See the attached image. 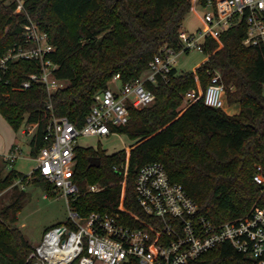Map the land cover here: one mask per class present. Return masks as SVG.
<instances>
[{
	"label": "trees",
	"instance_id": "1",
	"mask_svg": "<svg viewBox=\"0 0 264 264\" xmlns=\"http://www.w3.org/2000/svg\"><path fill=\"white\" fill-rule=\"evenodd\" d=\"M205 5L207 0H200ZM192 0H28L27 13L38 21L56 48L52 56L59 79L67 86L49 96L45 87L27 91L18 87L35 64L11 65L9 84L0 87V114L18 132L24 124H37L31 154L37 158L47 145L50 121L47 105L56 117H66L82 127L94 96L107 90L116 75L122 83L141 77L164 47L178 48L179 33ZM0 0V57L22 39V15ZM244 22L219 38H209L204 53L208 61L195 72L173 69L168 81L158 77L147 88L155 102L131 109L125 126L113 128L133 143L112 155L102 149L76 147L73 182L79 189L70 207L81 216L104 213L133 230H146L157 244L164 223L140 207L135 181L138 170L161 162L170 178L180 183L199 206V214L215 224L246 216L255 204L264 208L261 189L254 182L256 166L264 167V48L244 45ZM216 71L227 87L226 101L240 112L205 105L206 90ZM233 87V89H231ZM195 91V97L187 99ZM99 161V164H97ZM0 163V264H32L35 247L18 226L27 193L14 183L28 177ZM34 184L50 193L53 186L36 169ZM91 186H99L90 192ZM12 190L11 202L1 197ZM123 264H139L132 257ZM189 264H257L231 244H222Z\"/></svg>",
	"mask_w": 264,
	"mask_h": 264
},
{
	"label": "built area",
	"instance_id": "2",
	"mask_svg": "<svg viewBox=\"0 0 264 264\" xmlns=\"http://www.w3.org/2000/svg\"><path fill=\"white\" fill-rule=\"evenodd\" d=\"M27 1L3 0L6 6L14 7L13 14L22 15L23 20L20 21L21 41L0 57V87L9 84L8 75L13 63L27 61L35 64L37 71L29 73L18 88L27 91L34 85H41L51 96L64 89L67 81L57 77L59 66L52 59L56 48L40 23L27 13ZM198 2L207 9L204 29L196 34L182 29L178 48L164 47L138 79L124 84L121 76L116 75L114 80L121 83L118 90L108 88L94 96L82 127L66 117H56L52 105H47L46 111H50L45 135L47 145L36 158L37 170L67 200L69 220L45 232L29 258L32 264H123L132 257L139 264H189L222 244H231L257 264H264L263 207L257 203L246 216L215 224L199 214L198 204L180 183L170 178L161 162L142 166L135 181L140 207L147 215L164 223L163 239L157 244L153 243L148 231L126 227L116 216L95 212L83 217L70 207L71 197L79 193L73 182L78 140L109 136L114 133L113 128L128 124L131 109L141 110L152 105L156 96L147 85L157 83L158 77L168 81L179 55L192 51L204 53L207 39L221 37L240 22L247 27L244 45L264 48V0H207L205 5ZM226 91L222 74L216 71L206 90L205 105L224 109ZM195 94L191 91L187 99L194 98ZM28 126L27 131L25 124L23 133L34 137L38 123ZM17 150L15 148L5 156L8 165L16 163ZM256 170L254 182L264 198V167L257 166ZM25 184L23 178L14 183L22 189ZM99 188L91 186L88 190L96 192Z\"/></svg>",
	"mask_w": 264,
	"mask_h": 264
},
{
	"label": "rangeland",
	"instance_id": "3",
	"mask_svg": "<svg viewBox=\"0 0 264 264\" xmlns=\"http://www.w3.org/2000/svg\"><path fill=\"white\" fill-rule=\"evenodd\" d=\"M193 3L194 7L186 16L183 24V29L190 34H196L199 30L204 29L205 13L207 12V9L198 0H193ZM207 61L208 57L205 53L192 51L179 55L175 69L179 74L195 72ZM120 85L119 81L113 80L109 84V88L116 91ZM224 110L230 115H235L240 112V106L229 105L226 101ZM24 127L25 124L16 132L0 114V163L6 155L18 148L16 151L17 161L12 166L8 165L6 172L14 169L28 177L29 181L24 188L28 197L19 214L18 226L30 243L36 247L41 243L47 230L56 225L65 224L69 220V207L67 200L59 191L53 189L49 193L42 184L32 182L30 175L37 169L38 163L31 154L33 136L24 134ZM29 129L30 127L26 124V130ZM132 143L133 141L126 134L121 133H113L105 137H82L78 140V146L81 148H100L109 155L129 147ZM12 192L9 190L1 197L2 204L11 202ZM97 264L102 263L98 262Z\"/></svg>",
	"mask_w": 264,
	"mask_h": 264
},
{
	"label": "water",
	"instance_id": "4",
	"mask_svg": "<svg viewBox=\"0 0 264 264\" xmlns=\"http://www.w3.org/2000/svg\"><path fill=\"white\" fill-rule=\"evenodd\" d=\"M97 164H99V161H97ZM35 264H38V263H35Z\"/></svg>",
	"mask_w": 264,
	"mask_h": 264
},
{
	"label": "crops",
	"instance_id": "5",
	"mask_svg": "<svg viewBox=\"0 0 264 264\" xmlns=\"http://www.w3.org/2000/svg\"><path fill=\"white\" fill-rule=\"evenodd\" d=\"M34 137H35V136H34ZM34 137H33V138H34ZM17 172H18V171H17ZM19 173H21V172H19ZM21 174H22V173H21Z\"/></svg>",
	"mask_w": 264,
	"mask_h": 264
}]
</instances>
